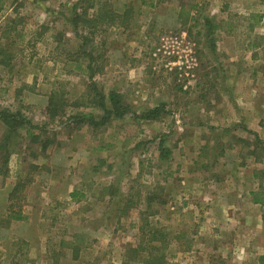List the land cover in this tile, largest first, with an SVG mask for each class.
Listing matches in <instances>:
<instances>
[{"label": "rangeland", "instance_id": "374dc122", "mask_svg": "<svg viewBox=\"0 0 264 264\" xmlns=\"http://www.w3.org/2000/svg\"><path fill=\"white\" fill-rule=\"evenodd\" d=\"M259 2L3 0L0 114L26 123L9 130L0 119V264H145L140 249L152 231L166 242L165 263L175 264L171 240L205 237L200 216L206 224L207 214L183 198L194 192V201L202 199L215 180L238 171L234 158L247 152L249 141L211 123L230 104L229 78L264 74V63H254L264 60L243 51L260 42L253 30L264 9ZM113 13L127 16L113 22ZM210 20L218 30L213 47ZM228 30L235 36L225 42ZM182 33L196 64L190 62L189 76L166 67L174 58L165 52L182 49L172 42ZM229 45L236 54L224 53ZM79 66H91L96 85L121 94L132 114L98 128L73 122L80 112L102 115L80 106L89 80ZM155 108L157 120L138 118ZM161 141L170 152L163 160ZM224 146L229 161L217 163ZM258 153L264 156V148ZM71 155L86 165L55 186L54 175L70 172ZM25 174L31 182L10 208L8 195ZM58 186L60 197L53 195ZM71 189L75 197L67 195ZM10 210L27 218L12 221Z\"/></svg>", "mask_w": 264, "mask_h": 264}, {"label": "crops", "instance_id": "0c3cea01", "mask_svg": "<svg viewBox=\"0 0 264 264\" xmlns=\"http://www.w3.org/2000/svg\"><path fill=\"white\" fill-rule=\"evenodd\" d=\"M260 1L262 2L259 3L264 5V0ZM222 19L229 20L230 16H223ZM210 21L214 26L217 25V22ZM216 27L212 31L214 44H216L214 35L218 31ZM253 27L254 39L260 42L255 45L246 44L243 51L251 50L257 60H264V56L256 57L264 53V9ZM234 32V30L224 32L225 42H229L231 37L235 36ZM224 53L236 54L235 46L229 45L227 50L224 49ZM254 63L259 66L264 62L258 64L255 61ZM230 66L232 65L225 67L231 69ZM261 67L264 68V65ZM255 71L258 74V71ZM227 85H234L230 104L224 108L223 112L219 114L220 110L216 112L214 123L211 125L216 126L220 121L226 133H233L241 141H249L245 145L247 152H243L239 158H234L239 166L238 171L225 174L221 180H215L214 190L203 192L202 199L194 201L196 198L194 192L192 193L194 196L182 194L184 195L183 205L198 209L203 215L207 214L208 224L204 223L205 216L201 215L202 226L199 229L205 236L202 239L190 238L185 244L180 243L176 238L170 241L177 247V252L171 255L175 264H264V184L262 183L264 182V156L258 153L260 148H264V88L261 87L264 85V74L261 77L234 76L227 80ZM249 132L252 135L248 138ZM85 148L88 150V146ZM228 151V146L227 148L224 146L223 151L221 150L216 157L217 163L225 164L229 161L227 160ZM76 159L74 155L67 157L70 170L67 175L53 176V173H50L53 176L52 180L57 181L55 186L59 181L72 180L73 173H76L75 168H81L82 164L86 165V162H77ZM26 176L29 175L25 174L18 178ZM55 191L53 195L59 194L60 197L64 194L59 186ZM67 195L75 197L77 192L75 194L71 189L68 190ZM205 199L209 202L206 203ZM211 227L216 228L213 230L217 232L216 234H212L211 231L206 232Z\"/></svg>", "mask_w": 264, "mask_h": 264}, {"label": "trees", "instance_id": "16d2710c", "mask_svg": "<svg viewBox=\"0 0 264 264\" xmlns=\"http://www.w3.org/2000/svg\"><path fill=\"white\" fill-rule=\"evenodd\" d=\"M3 9V0H0V11ZM127 16L126 14L123 15H117L112 14V21L115 22L118 17V19H123ZM122 21V20H121ZM209 37H210V45L211 47L214 46V39L212 38V31L215 29L216 26H214L211 21H209ZM122 23V22H121ZM120 26V25H119ZM122 26V24H121ZM78 69H81V66L78 67ZM82 73H85L87 75V78L89 80L86 93L84 95L85 103L80 105L87 109H98L102 112V115L100 118H96L92 113L86 114V113H78L76 116L73 117V122L76 123H87L88 126H91L93 128L102 127L106 124H108L112 119H122L129 114H132V110L129 108L127 104H125L123 97L121 94L115 91H109L108 93L103 92L101 88H99L96 83L93 81L95 76V71L92 70L91 66H87L84 69H81ZM160 109L155 108L153 110H149L147 113H144L140 115L138 118L143 120H157L159 117ZM19 115H12L9 111H3L0 114L1 121L8 127L9 130L17 128V125H22L26 122L22 121ZM159 154L160 159H166L169 157L170 152L166 148H164V142H159ZM31 180L29 179V176H26L25 178H19L12 188L11 192L8 195V203L11 208V201L14 198H20L22 197L21 194L25 190V187L30 184ZM22 200V199H21ZM9 218L12 221H22L26 217L22 214L20 210H10L9 212ZM157 231L153 233H147L148 238L143 242V246L140 250H142L146 256L143 259L145 264H166L165 263V254L164 249L166 248V242L162 240L161 238H158L157 240H154L155 235ZM159 237V236H158Z\"/></svg>", "mask_w": 264, "mask_h": 264}, {"label": "built area", "instance_id": "2783aa9c", "mask_svg": "<svg viewBox=\"0 0 264 264\" xmlns=\"http://www.w3.org/2000/svg\"><path fill=\"white\" fill-rule=\"evenodd\" d=\"M172 42H174L178 46H182V49L179 50L181 52H179V51H176V52H165V55L174 58L173 61H169L167 63L166 67H168L169 69H173V67H175L178 70L186 69V70H184V75L185 76H189L190 73H189L188 70H190L192 68L189 64H190V62H191L192 65L195 64V58L193 56L191 44H190V42H186L185 33H182L180 36H175L173 38ZM186 51H188L190 58L187 59L186 63L184 64V62L182 60H183V57L187 58ZM182 53H184V55Z\"/></svg>", "mask_w": 264, "mask_h": 264}]
</instances>
